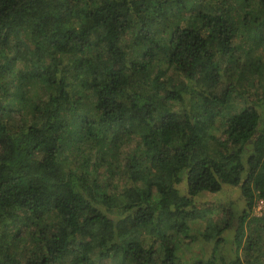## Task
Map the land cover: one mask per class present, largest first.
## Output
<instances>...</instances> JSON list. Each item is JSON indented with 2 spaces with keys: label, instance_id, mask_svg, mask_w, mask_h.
Segmentation results:
<instances>
[{
  "label": "trees",
  "instance_id": "obj_1",
  "mask_svg": "<svg viewBox=\"0 0 264 264\" xmlns=\"http://www.w3.org/2000/svg\"><path fill=\"white\" fill-rule=\"evenodd\" d=\"M259 202L264 0H0V264H264Z\"/></svg>",
  "mask_w": 264,
  "mask_h": 264
},
{
  "label": "rangeland",
  "instance_id": "obj_2",
  "mask_svg": "<svg viewBox=\"0 0 264 264\" xmlns=\"http://www.w3.org/2000/svg\"><path fill=\"white\" fill-rule=\"evenodd\" d=\"M175 107H180V104L178 103L175 104ZM126 150L127 148L123 147V151H126ZM238 196L239 194L236 188L226 187L223 192L216 193L213 195L204 193L199 196L197 201L199 202L201 207H205V206L213 207L214 206V208L219 209V207L223 203H229L231 200L237 199ZM263 209H264V202H259L255 208L254 213L259 215L262 213ZM198 252L199 250L194 252L193 255H196ZM191 254L192 253H190L189 255L192 256Z\"/></svg>",
  "mask_w": 264,
  "mask_h": 264
}]
</instances>
